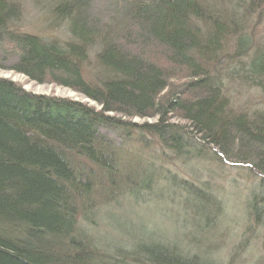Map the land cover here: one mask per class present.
Returning a JSON list of instances; mask_svg holds the SVG:
<instances>
[{
  "label": "trees",
  "instance_id": "trees-1",
  "mask_svg": "<svg viewBox=\"0 0 264 264\" xmlns=\"http://www.w3.org/2000/svg\"><path fill=\"white\" fill-rule=\"evenodd\" d=\"M22 1L0 0V68L73 89L102 110L0 77V264H223L211 254L224 245L226 191L173 173L163 147L214 160L221 152L261 176L243 208L264 230V109L233 110L223 82L264 94V43L245 25L257 11L262 18L264 0H111L101 9L108 19L99 0H33L50 8L54 29L64 26L59 38L25 31ZM225 64L235 66L221 74ZM175 76L184 81L171 91ZM136 117L158 120L138 127ZM132 130L142 151L156 153L158 141L162 161L141 151L133 160L104 133L124 143ZM152 207L172 232L148 220ZM179 233L197 251L183 250ZM249 240L224 264H243Z\"/></svg>",
  "mask_w": 264,
  "mask_h": 264
},
{
  "label": "rangeland",
  "instance_id": "rangeland-1",
  "mask_svg": "<svg viewBox=\"0 0 264 264\" xmlns=\"http://www.w3.org/2000/svg\"><path fill=\"white\" fill-rule=\"evenodd\" d=\"M22 2L24 13L23 27L26 32L28 30L34 34H51L58 38L66 37L68 33L65 32L64 26H59L58 28L54 29L55 24L53 23V15L50 12L49 7L45 8L42 4L41 6H38L35 2H33V0H23ZM110 2L111 0H99L97 2L96 7L98 9L96 10H98V13L100 12L99 18L105 17V19H108V14L103 13L101 9L103 7H108ZM46 5L49 4L47 3ZM255 14L252 18L250 16L248 18H245V25H247L248 32L251 34V36H253L256 44L264 43V10L262 11L263 15L261 19L259 18L258 11L255 12ZM93 59L94 54L91 56V60ZM6 65L11 64L7 63ZM162 65L164 68L166 67L164 66V64ZM234 66L235 64L232 65L231 68H234ZM169 68L170 69H168L167 72L170 73L171 76H174L175 68H173L171 65L169 66ZM231 68L229 67V64H225V66H223V68H221L220 70L223 71L221 74L230 70L232 71ZM90 74L92 75V73H90L89 71V73L87 74L88 79L89 76H91ZM0 77L4 79H10L11 81H13V83L22 86V88L27 92H32L35 95H43L48 98H65L70 101L75 100L78 102L86 103L91 107L97 108L98 110H102V107H100L98 103L92 102L88 97H83L75 90L64 87L62 85L60 86L55 83L38 84L21 73L17 74L14 71H6L2 67L0 68ZM92 77L94 78V75ZM177 77L178 76H175L170 80L172 84L170 86L171 91L174 90V85H176L177 83L180 84L184 81V78L180 77V79H177ZM223 82L225 83V87L229 91L230 95L232 97H235V100H233V110L264 109V94H262L261 90L248 87L245 88L244 85L241 86V84L236 80L233 81L225 79ZM110 115L114 117L121 116L118 113H110ZM157 120V118L152 117H136L132 119V122H134L139 127L144 123H155L157 122ZM170 122L180 126H185L184 120H180L174 116L173 118H171ZM104 133L106 135V138H109L115 143L114 145L117 149H124V155L130 153L131 157H133V160H137L138 153L141 151L143 155H146L148 157L153 154L152 157H155L160 162L162 161L161 157L159 156L161 154L160 150L164 148L163 151L167 153L168 160L162 161V164H166V167L173 173L175 172V174L180 175V177L182 178H187L191 181H194V183H196L197 185L204 187V189L210 190L211 192L214 191L215 193H217L218 190H225L226 196H223V194L220 193V196L225 199V206L227 207L225 208L226 211L222 217V225L220 228L224 229V245L222 246L221 253L218 254V251H216V253L211 254V256L217 257L218 262L220 260L223 262V264L225 262L228 263V252H231L233 246L241 243L242 241L245 242L247 238L251 237L252 240L249 241L252 242V244L247 249L249 253L245 255V250L239 251L242 256H245L247 258L243 261V264H256L255 260L264 262V230H260L257 226H255L254 220H250L246 209L243 208V201L247 200L250 191L254 188L258 189L256 185L261 176L258 177L257 180L256 176H253L250 171H248V168H246L245 166H241L240 163L236 160H230L229 158L226 159V157H224L223 154L219 151V155L218 153H216L215 155L216 160L209 157L208 154H206L207 152L203 153L197 151L194 154H191L188 148H184L183 153L191 154L192 156H178L177 153L172 152L166 147L161 148V145L158 143V141H156L155 148L158 149L157 152L154 153L152 148L153 145H151L148 150L142 151V145L138 143L140 138L137 137L138 133L136 130H132V136H129V139H126L124 143L123 139L120 138V136H117L114 131H107ZM147 140L151 142L153 140V137L147 138ZM234 149V151L238 152V145L235 146ZM123 205L125 206L124 202ZM159 209L160 208L152 207L149 212L145 214L146 217L148 218V220H151V222H153L164 234H166V231L167 233L172 232L173 227L170 226L171 224L166 218L167 215L161 213ZM100 210L101 208L98 209V211ZM259 227L263 228L262 225ZM100 230L104 231V227L101 226ZM246 230H249L250 232ZM243 237L245 238L243 239ZM175 238L181 239L180 243L183 250H189L192 251V253L197 251V248L196 250H192V247L188 248V244L184 240L185 237H183L180 233L179 235H176Z\"/></svg>",
  "mask_w": 264,
  "mask_h": 264
},
{
  "label": "bare ground",
  "instance_id": "bare-ground-1",
  "mask_svg": "<svg viewBox=\"0 0 264 264\" xmlns=\"http://www.w3.org/2000/svg\"><path fill=\"white\" fill-rule=\"evenodd\" d=\"M23 9V8H22ZM191 243V242H190ZM191 246L190 245H188V248H190ZM219 253H221V249H220V252ZM240 257H242V256H240ZM255 262H256V264H258L259 262L257 261V260H255ZM260 264V263H259Z\"/></svg>",
  "mask_w": 264,
  "mask_h": 264
}]
</instances>
